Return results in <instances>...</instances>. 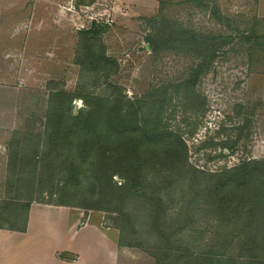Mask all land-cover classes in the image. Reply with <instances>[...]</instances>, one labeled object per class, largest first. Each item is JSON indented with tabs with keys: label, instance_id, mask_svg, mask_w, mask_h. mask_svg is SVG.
<instances>
[{
	"label": "rangeland",
	"instance_id": "rangeland-1",
	"mask_svg": "<svg viewBox=\"0 0 264 264\" xmlns=\"http://www.w3.org/2000/svg\"><path fill=\"white\" fill-rule=\"evenodd\" d=\"M57 2L47 19L57 26L43 27L53 31L36 48L57 59L41 56L42 85L28 84L21 126L0 148V226H23L27 203H68L120 230L127 253L119 264H249L245 234L264 232V4ZM97 97L119 100L118 120L110 130L106 119L76 131V116L93 106L99 118L106 112ZM124 128L137 137L173 132L186 146L144 136L141 181L130 194L126 168L112 175L123 165ZM99 135L109 139L103 178L84 146L98 142L97 150ZM237 167L247 178L233 182L232 171L222 206L219 175ZM151 195L162 199L159 223Z\"/></svg>",
	"mask_w": 264,
	"mask_h": 264
},
{
	"label": "crops",
	"instance_id": "crops-1",
	"mask_svg": "<svg viewBox=\"0 0 264 264\" xmlns=\"http://www.w3.org/2000/svg\"><path fill=\"white\" fill-rule=\"evenodd\" d=\"M264 4V0H261ZM57 0H0V148L19 129L26 111V87H41L42 34L57 26ZM44 14V15H43ZM34 46V49L32 47ZM37 50V51H36ZM43 52V53H42ZM4 135V136H3ZM120 230L102 213L56 203L31 202L18 228L0 227V264H119L126 254Z\"/></svg>",
	"mask_w": 264,
	"mask_h": 264
},
{
	"label": "trees",
	"instance_id": "trees-1",
	"mask_svg": "<svg viewBox=\"0 0 264 264\" xmlns=\"http://www.w3.org/2000/svg\"><path fill=\"white\" fill-rule=\"evenodd\" d=\"M97 99L99 102H103L104 104V108H106V112H99V115L101 116V118L98 117V113L96 112V109L93 107L92 111H84L81 115L76 116L75 120H76V131H80V127L83 126L82 131H85L86 133H91L94 131V127L92 125H94V123L98 120L100 121H107L109 122V126H108V130H110L111 128V124L115 123V120H118V115L116 113L117 110V102L119 100H116L114 103H111V99H107V98H102V97H97L94 98ZM100 102V103H101ZM97 115V116H96ZM83 118V119H82ZM84 120H86V122L89 121V124L86 123V126L88 127V129L86 130L85 128V124H83ZM126 124V122L124 120H121L120 125H124ZM132 129V128H129ZM127 129L124 128V132ZM134 130V129H132ZM57 132L58 129L56 130ZM135 131V130H134ZM70 135V131L68 130L67 132ZM127 133V131H126ZM160 129H154L153 131L150 132V135L147 133H144L142 136H130V132L127 133L126 135V142L124 143V145H122V150H121V155H120V159L123 163V165H120L119 169H117L116 171H114V173L112 175H115L116 173H118V171H120L121 168H126V173L123 174L125 176V179L127 180V183L124 185L125 186V190H127V194L132 193L133 191H131L132 189L134 190L137 186L138 183H140L141 181V176H140V168H141V161L143 160V158L141 157V148H139L138 143H140L141 145H143V141L145 139L144 136H146V139H150V138H156V139H163L166 138V140H168V142L171 143H176L177 145L179 144L180 146H184V148H186L185 144L181 141L180 137H178L177 135L173 134V132H164L163 134L160 135ZM166 133H169L168 135H166ZM166 135V136H165ZM85 136H87L85 134ZM101 136V135H99ZM88 141V140H86ZM109 139L105 138V137H99V144L100 147L96 150L95 146L97 145L98 142L92 143V142H87V144H84L85 146V150L88 153H93L94 151L96 152L94 161L97 160L98 164L96 165V171L97 174L100 178H103V176H105V172L109 169L106 166H104V156L106 152H103V146L105 142H108ZM95 145V146H94ZM83 146V147H84ZM77 147L79 149H81L80 146V142L78 143L77 141ZM128 160V161H127ZM127 162V163H126ZM95 163H97L95 161ZM94 165V164H93ZM235 170L237 172V174L233 177L232 176V171ZM223 182L222 185L223 186H219L217 188V197H218V203H223L226 205L227 202H229L228 200H230V197H228V195L230 194V192L228 191L227 188L224 189V186H227V183L229 184L231 178L233 177V182L234 179H243L245 180L247 178V173H246V167H237L235 169H227V171L220 173L219 175ZM112 179V178H111ZM262 189L264 190V183L262 184ZM150 201H151V205H152V210H151V217L152 220L155 223H159L160 219H161V202L162 199L160 196L158 195H151L150 197ZM56 204H61V205H68V206H74L68 203H56ZM30 206V203L26 204V210L28 211V208ZM243 207H246V203L242 204ZM262 206V204H261ZM260 207V205L258 206V208ZM26 211V212H27ZM249 212V211H248ZM260 218L257 216V219ZM252 219V218H251ZM256 219V220H257ZM27 220V215L25 218V222ZM254 220V218L252 219V221ZM2 227V226H0ZM168 236V235H167ZM245 239H247L245 242V244H249L253 254L245 257L246 259H244V262H248L249 264H264V232H260L257 231L254 228H251V231L247 234H245ZM120 244L121 245H125L123 243V241H121V237H120ZM244 243H242V246H245ZM222 259V258H221Z\"/></svg>",
	"mask_w": 264,
	"mask_h": 264
}]
</instances>
